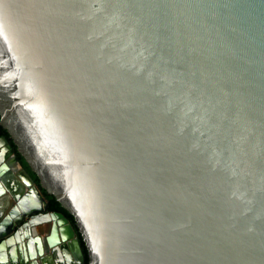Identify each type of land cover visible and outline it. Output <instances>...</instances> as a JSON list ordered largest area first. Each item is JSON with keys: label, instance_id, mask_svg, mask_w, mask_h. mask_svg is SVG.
Returning a JSON list of instances; mask_svg holds the SVG:
<instances>
[{"label": "water", "instance_id": "1", "mask_svg": "<svg viewBox=\"0 0 264 264\" xmlns=\"http://www.w3.org/2000/svg\"><path fill=\"white\" fill-rule=\"evenodd\" d=\"M0 117V264H264V0H0Z\"/></svg>", "mask_w": 264, "mask_h": 264}, {"label": "trees", "instance_id": "2", "mask_svg": "<svg viewBox=\"0 0 264 264\" xmlns=\"http://www.w3.org/2000/svg\"><path fill=\"white\" fill-rule=\"evenodd\" d=\"M0 120H1V117H0ZM0 131L2 132V134L4 136H6L9 139L10 143L13 145L14 149L16 150V154H17L19 160L21 161L23 167L31 174V176L34 179L35 183L38 185V187L40 188L42 194L44 195V197L48 201V211L60 212V213L64 214L70 220V222L73 225L75 231L77 232V235L79 237L81 246L83 248V252H84L85 257H86V261L88 263V260H89V258H88V252H87L86 246H85V244L83 242V239L81 237V234L79 233V230L77 228V225H76V222H75L74 217L67 210H65L61 206V204L56 200V198L53 195L48 194L46 192V190L42 188V186L40 185V180L37 177V175L31 170V168L28 166L27 162L21 156V154L18 153L17 146L13 143V140L10 138L9 133L5 129H3L2 126H0Z\"/></svg>", "mask_w": 264, "mask_h": 264}, {"label": "flooded vegetation", "instance_id": "3", "mask_svg": "<svg viewBox=\"0 0 264 264\" xmlns=\"http://www.w3.org/2000/svg\"><path fill=\"white\" fill-rule=\"evenodd\" d=\"M2 136H4L3 134H2V132L0 131V137H2ZM21 162V161H20ZM22 164V163H21ZM23 166V165H22ZM24 168V167H23ZM25 169V168H24ZM26 170V169H25ZM27 171V170H26ZM27 173L30 175V177H31V179H33L32 178V176H31V174L27 171ZM34 180V179H33ZM36 184V183H35ZM37 185V184H36ZM38 186V185H37ZM45 198V197H44ZM45 200H46V198H45ZM47 201V200H46ZM47 203H48V201H47Z\"/></svg>", "mask_w": 264, "mask_h": 264}, {"label": "crops", "instance_id": "4", "mask_svg": "<svg viewBox=\"0 0 264 264\" xmlns=\"http://www.w3.org/2000/svg\"><path fill=\"white\" fill-rule=\"evenodd\" d=\"M1 220V219H0ZM61 254H62V252H61Z\"/></svg>", "mask_w": 264, "mask_h": 264}]
</instances>
